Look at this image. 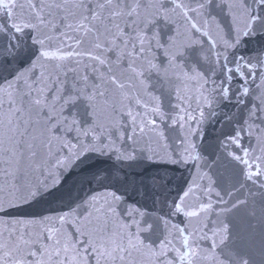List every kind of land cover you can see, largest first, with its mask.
<instances>
[{"label": "snow or ice", "instance_id": "snow-or-ice-1", "mask_svg": "<svg viewBox=\"0 0 264 264\" xmlns=\"http://www.w3.org/2000/svg\"><path fill=\"white\" fill-rule=\"evenodd\" d=\"M0 264H264V0H0Z\"/></svg>", "mask_w": 264, "mask_h": 264}]
</instances>
